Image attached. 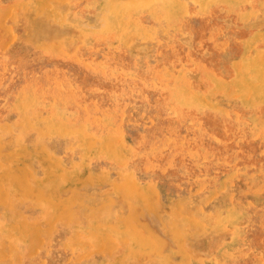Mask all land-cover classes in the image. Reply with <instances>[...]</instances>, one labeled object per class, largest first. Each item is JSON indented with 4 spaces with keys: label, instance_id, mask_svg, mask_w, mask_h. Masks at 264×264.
Returning a JSON list of instances; mask_svg holds the SVG:
<instances>
[{
    "label": "rangeland",
    "instance_id": "374dc122",
    "mask_svg": "<svg viewBox=\"0 0 264 264\" xmlns=\"http://www.w3.org/2000/svg\"><path fill=\"white\" fill-rule=\"evenodd\" d=\"M139 1L0 0V264H264V0Z\"/></svg>",
    "mask_w": 264,
    "mask_h": 264
},
{
    "label": "bare ground",
    "instance_id": "6f19581e",
    "mask_svg": "<svg viewBox=\"0 0 264 264\" xmlns=\"http://www.w3.org/2000/svg\"><path fill=\"white\" fill-rule=\"evenodd\" d=\"M206 2H207V0H205ZM141 2V3H140ZM151 2V0H140L139 1V3L140 4H142V5H149V3ZM165 2H167L166 0H165ZM208 2H210V1H208ZM213 2V1H212ZM169 3L170 4H172L170 1H168V3H166L167 5H169ZM211 3V2H210ZM206 5V4H205ZM67 6V5H66ZM139 6H141V5H139ZM251 6V5H250ZM118 9V8H117ZM116 8H113L112 9V14H114L113 16H115V14H116V12L117 13H122V14H125L124 13V9H118L117 10ZM170 12V11H169ZM206 13V12H205ZM124 16V15H123ZM105 17V16H104ZM103 17V21H105V18ZM178 19V18H177ZM235 22V21H234ZM103 23H105V22H103ZM18 24V23H17ZM250 32V31H249ZM102 33H104V32H102ZM105 34V33H104ZM123 34V33H122ZM205 40V39H204ZM9 45V44H8ZM14 49V48H13ZM78 55V54H77ZM196 63V62H195ZM198 63V62H197ZM165 66V65H164ZM168 66V65H167ZM7 67V66H6ZM149 68H151V67H149ZM262 73H264V72H262ZM180 74V73H179ZM209 74V73H208ZM30 91V90H29ZM135 92V91H134ZM192 93V92H191ZM89 94V93H88ZM91 94V93H90ZM128 116V115H127ZM262 118V117H261ZM258 124H259V122H258ZM247 125H249V124H247ZM262 126V125H261ZM259 127V126H258ZM250 128H252V127H250ZM244 129V128H243ZM254 130V129H253ZM262 130V129H261ZM247 132V131H246ZM257 132H258V130H257ZM260 132V131H259ZM234 135H236V134H234ZM263 135V134H262ZM258 137H259V135H258ZM261 139V138H260ZM258 142V141H257ZM258 144V143H257ZM260 145V144H259ZM258 146V145H257ZM263 146V145H262ZM262 149V148H261ZM260 150V149H259ZM149 151V150H148ZM264 156V155H263ZM264 169V168H263ZM18 173V172H17ZM6 178H9L10 179V176L9 175H7V176H5ZM5 177H3V178H5ZM250 188V187H249ZM256 192V191H255ZM7 195V194H6ZM254 196H256V195H254ZM239 198V197H238ZM256 199H258V197L256 198ZM2 201V200H1ZM245 202V201H244ZM250 203V202H249ZM244 204V203H243ZM251 204V203H250ZM263 204H264V202H263ZM262 204V205H263ZM74 205V204H73ZM238 205V204H237ZM261 205V206H262ZM236 206V205H235ZM250 206V205H249ZM264 206V205H263ZM254 207V206H253ZM253 207H251V208H253ZM240 208V207H239ZM244 208V207H243ZM242 208V209H243ZM258 208H259V206H258ZM241 209V210H242ZM257 209V208H256ZM239 210V209H238ZM244 210H245V208H244ZM253 210V209H252ZM248 210H246V212H247ZM261 211V210H260ZM142 212V211H141ZM241 212V211H240ZM251 212V211H250ZM140 213V212H139ZM249 213V212H248ZM252 213V212H251ZM264 213V212H263ZM142 214H144V213H142ZM136 215H138V214H136ZM251 215V214H250ZM255 215V214H254ZM260 215V214H259ZM238 216H239V214H238ZM246 216H247V214H246ZM246 216H244V219H245V217ZM256 216V215H255ZM263 216V215H262ZM261 215H260V217H262ZM136 217V216H135ZM139 217H140V215H139ZM260 217H258V218H260ZM136 218H138V216L136 217ZM241 218V217H240ZM140 219H142V217L140 218ZM139 219V220H140ZM147 219V218H146ZM233 221V220H232ZM235 221V220H234ZM256 221V220H255ZM261 221H262V218H261ZM139 222V221H138ZM257 222V221H256ZM132 223V222H131ZM259 224H261V222L260 223H258V225ZM253 225V224H252ZM249 227V226H248ZM247 227V228H248ZM258 227V226H257ZM263 227V226H262ZM157 228V227H156ZM253 228V227H252ZM140 230V229H139ZM149 230V229H148ZM238 230V229H237ZM247 230V229H246ZM259 230V229H258ZM138 231V230H137ZM152 232V231H151ZM223 232V231H222ZM245 232V231H244ZM243 232V233H244ZM252 232V231H251ZM257 232V231H256ZM241 233V232H240ZM152 234V233H151ZM154 234H156V233H154ZM236 234V233H235ZM238 234H239V232H238ZM255 234V233H254ZM191 235V234H190ZM247 235V234H246ZM154 236H156V235H154ZM158 236H159V234H158ZM219 236V235H218ZM234 236V235H233ZM233 236H232V238H233ZM252 236V235H251ZM150 237V236H149ZM216 237V236H215ZM159 239H160V237H158ZM184 238V237H183ZM203 238V237H202ZM246 238H247V236H246ZM251 239V238H250ZM127 240V239H126ZM148 240V239H147ZM217 241H218V238L216 239ZM220 240V239H219ZM243 240V239H242ZM152 241V240H151ZM158 242H159V240H157ZM249 241V240H248ZM116 242V241H115ZM168 242V241H167ZM242 242V241H241ZM240 242V243H241ZM250 242V241H249ZM137 243L139 244L140 243V241H139V238L137 239ZM151 243V242H150ZM163 243V242H162ZM182 243V242H181ZM181 243H180V245H181ZM236 243V242H235ZM237 243H239V242H237ZM243 243V242H242ZM151 244H153V243H151ZM150 244V245H151ZM209 244V243H208ZM214 244V243H213ZM224 244V243H223ZM222 244V245H223ZM247 244V243H246ZM98 245H102V244H98ZM238 245V244H237ZM250 246H251V244H249ZM254 245V244H253ZM104 246V245H103ZM107 246V245H106ZM153 246H154V244H153ZM182 246V245H181ZM246 246H248V245H246ZM212 248V247H211ZM223 248V247H222ZM245 248V247H244ZM253 248V247H252ZM255 248V247H254ZM100 250H101V248H99ZM182 250H184V252H186L187 253V251L189 250V249H185V248H181ZM216 249V248H215ZM221 249V248H220ZM229 249V248H228ZM227 249V250H228ZM238 249V248H237ZM186 250V251H185ZM212 250V249H211ZM258 250V249H257ZM161 251H162V247H161ZM210 251V250H209ZM254 251V250H253ZM212 252H214V251H212ZM235 252V251H234ZM239 252V251H238ZM190 253V252H189ZM248 253V252H247ZM188 254V253H187ZM236 254V253H235ZM191 255V254H190ZM222 255V254H221ZM239 255V254H238ZM242 255V254H241ZM9 256V255H8ZM220 256V255H219ZM235 256H237V255H235ZM213 257V256H212ZM218 257V256H217ZM222 258H223V256H222ZM238 258V257H237ZM224 259V258H223ZM185 260V259H184ZM229 260H231V259H229ZM218 261H219V259H218ZM242 261V260H241ZM257 261H258V259H257ZM215 262V261H214ZM217 262V261H216ZM220 262V261H219ZM254 262V261H253ZM116 263V262H115ZM229 263H230V261H229ZM232 263V262H231ZM240 263V262H239ZM259 263V262H258ZM241 264V263H240Z\"/></svg>",
    "mask_w": 264,
    "mask_h": 264
}]
</instances>
